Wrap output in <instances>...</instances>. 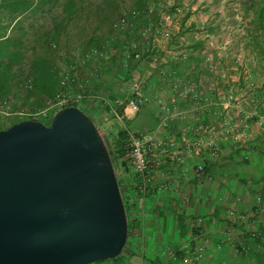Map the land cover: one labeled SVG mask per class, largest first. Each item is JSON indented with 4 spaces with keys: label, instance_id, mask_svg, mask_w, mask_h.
<instances>
[{
    "label": "crops",
    "instance_id": "crops-1",
    "mask_svg": "<svg viewBox=\"0 0 264 264\" xmlns=\"http://www.w3.org/2000/svg\"><path fill=\"white\" fill-rule=\"evenodd\" d=\"M62 2L47 0L45 8L49 15H63ZM91 3L92 0H83L81 7L92 8ZM147 20L138 23L137 29ZM191 26L189 31L193 30L194 25ZM68 34L55 42L58 50L51 48L55 57L49 77L55 88L61 74L57 52L86 49L85 35L78 37L82 40L70 41ZM191 34L183 33L181 25L157 58L131 61L128 72L118 60L125 45H114L106 59L95 63L94 76L83 68V77L89 80L83 89L90 99L82 108L91 114V120L113 150L123 144L126 136L114 112L124 115L125 125L141 137L157 142L167 137L179 140L185 135L202 144L199 149L180 154V163L171 169L154 173L146 194H139V182L133 172L130 188L135 193L130 199L131 226L124 251L117 261L98 264H182V257H189L191 264H264V236L250 237L252 233H264V91H256L260 97L250 100L252 90L246 88L247 77L236 78L224 72L226 57L216 55L207 39L188 41L187 35ZM132 36L140 38L137 30ZM160 70L167 75L160 76ZM131 74L142 76L148 99L137 113L115 106L116 100L131 95ZM169 74L181 83L201 84L206 89L207 104L195 109L173 93ZM229 96L241 102L240 108L226 109ZM173 98L175 117L169 127H161V105L170 104ZM42 99L44 105L47 96ZM21 104L24 101L19 105L16 101L17 109H24ZM15 119H0V127L6 129ZM211 145L219 149L216 159L211 155ZM200 164L204 170L195 176L193 171ZM197 250H201V257L193 261Z\"/></svg>",
    "mask_w": 264,
    "mask_h": 264
},
{
    "label": "water",
    "instance_id": "water-1",
    "mask_svg": "<svg viewBox=\"0 0 264 264\" xmlns=\"http://www.w3.org/2000/svg\"><path fill=\"white\" fill-rule=\"evenodd\" d=\"M127 238L108 147L80 108L0 130V264L112 260Z\"/></svg>",
    "mask_w": 264,
    "mask_h": 264
},
{
    "label": "built area",
    "instance_id": "built-area-1",
    "mask_svg": "<svg viewBox=\"0 0 264 264\" xmlns=\"http://www.w3.org/2000/svg\"><path fill=\"white\" fill-rule=\"evenodd\" d=\"M165 0L150 4L143 10H123L116 19L113 30L114 33L104 41L101 48H96L91 51L84 49H76L71 53L57 52L61 62V74L58 81L57 89L52 98H47L43 107L35 111H27L24 109H17L16 101L14 99H5L0 101V119H26L39 121L48 124L55 112L67 107L82 108L83 103L88 102L90 96L84 91V86L89 84V80L83 77L84 71L88 70L93 76L96 74L94 65L106 59L110 54V49L114 45H125L120 52L118 60L121 67L128 72L130 62H145L150 58H157L161 48L167 42L173 39L180 30V9L173 4L172 9H168ZM148 18L144 25L137 29V24L141 23L143 19ZM20 19L19 15L12 20H7L4 17L3 6L0 0V24L9 25L5 36L7 37ZM137 30L140 38L133 37L132 34ZM51 48L58 50L56 43L50 44ZM73 58L74 61H73ZM178 58V57H177ZM179 58H184L179 56ZM83 68L85 69L83 71ZM25 81L24 87L30 89L32 86V77L29 74L28 66L25 67ZM160 76H166L167 73L160 70ZM172 78V92L180 95L184 100L189 101L195 109H201L207 104L206 89L198 83H181L179 79ZM129 89L131 95L127 98L116 100V107H124L137 113L144 105L147 104L148 99L144 94L145 84L142 76L128 77ZM175 98L171 99L170 104H162L163 117L160 121L161 127H169L175 115L173 113ZM241 102L232 96L228 97L226 109L233 107L240 108ZM115 119L122 124L126 133L123 141L122 149L125 158L128 161L129 167L137 175L139 182V194H146L149 191L150 184L154 173H161L166 169H171L176 164L180 163L178 158L180 154L190 153L192 150L201 147V141L197 139H188L182 135L179 140L167 137L164 140L155 142L151 138H144L137 134L136 131H131L124 123V115H119L114 112ZM231 127H229L230 129ZM211 148V155L217 158L219 149L216 145L209 146ZM204 170L203 165H197L193 171L195 176L200 175ZM201 222V219L197 220ZM264 236L263 232L252 233L251 238L259 239ZM201 250L194 253L193 261H198L201 257ZM182 264H191L189 257L181 258Z\"/></svg>",
    "mask_w": 264,
    "mask_h": 264
},
{
    "label": "trees",
    "instance_id": "trees-1",
    "mask_svg": "<svg viewBox=\"0 0 264 264\" xmlns=\"http://www.w3.org/2000/svg\"><path fill=\"white\" fill-rule=\"evenodd\" d=\"M129 1L130 6L127 9L122 7L123 0H102L99 4L91 3L92 8L83 10L87 8V6L81 7L83 0H63L60 4L63 15H49V11L45 8L47 0H1L5 19L12 20L16 15H19L20 19L12 27L9 35L3 39L1 38L5 36L9 25L0 24V101L5 99L20 100L24 94L27 97L35 96L41 101H43L44 96L53 97L57 88L53 86L54 81L49 77V67L55 57L50 44L58 41L61 35L68 34L70 22L80 18H83L86 24L91 22V29L86 24L83 26L85 31H89L85 34L87 37L85 46L87 50H85L91 51L103 47L104 41L114 33L113 25L121 11L143 10L150 4L162 0ZM245 7L252 13L251 22L256 24V31H253L255 32L254 35L262 38L261 42H257L255 41L257 37H253L254 42L252 44L257 48V58L264 62V0H246ZM77 12L79 14H76ZM26 66H28L29 74L32 77L30 89L24 87ZM23 120L26 119L16 118L11 125ZM3 128L0 127V130ZM104 140L114 170L119 169V171L128 172L130 167L122 149L123 144H120L121 146L119 145L117 150H113L108 139L104 138ZM130 181L131 179L125 183L118 181L122 199L128 203V207H125L128 234H130L131 226L128 218V213L132 207L130 199L135 193L134 189L130 188ZM136 181L138 180L136 179ZM122 253L112 260L97 262L117 261Z\"/></svg>",
    "mask_w": 264,
    "mask_h": 264
},
{
    "label": "rangeland",
    "instance_id": "rangeland-1",
    "mask_svg": "<svg viewBox=\"0 0 264 264\" xmlns=\"http://www.w3.org/2000/svg\"><path fill=\"white\" fill-rule=\"evenodd\" d=\"M92 1L95 3L98 0ZM245 1L165 0L167 3L165 6L168 9H172L174 8L173 4H175L180 9L179 22L182 25L183 33L188 32V34H191L193 32L191 35H187L188 41L192 42L194 39L196 41L198 39L204 41L207 39L208 44L216 51V55L220 53L226 57L225 63L222 65L224 72L227 71V73L236 78L238 75L247 77L245 80L246 88L252 90L249 98L255 101L258 95L260 97V93L256 91H264V62L259 61L257 58V48L253 46L252 42H254L253 39L255 37H257L255 38L257 42H261L262 38L254 35L255 32L253 31H256V24L251 22L252 13L246 9ZM129 6L130 1L123 0L122 7L127 9ZM85 24L83 18L70 22L71 29L68 36L70 41L83 39L78 37L81 34L85 35L84 32H87L83 27ZM191 25H194V27L192 31H189L188 29H191ZM86 26L91 29V22L86 24ZM221 45L222 48H220ZM16 101L18 105L24 101V105L21 104V106L27 111H33L43 106L41 100L35 96L27 97L25 94L21 96L20 100ZM249 104L252 103L250 102ZM81 110L91 119V114L86 108H81ZM93 122L97 127L96 122L94 120ZM115 174H118L117 181L124 183L134 177L131 169L128 172L117 169ZM123 202L125 207H128L127 201L123 199ZM92 264H98V262Z\"/></svg>",
    "mask_w": 264,
    "mask_h": 264
}]
</instances>
